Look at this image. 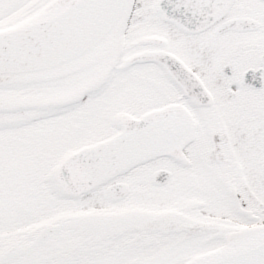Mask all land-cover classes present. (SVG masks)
Segmentation results:
<instances>
[{
    "label": "snow or ice",
    "instance_id": "6c2138e0",
    "mask_svg": "<svg viewBox=\"0 0 264 264\" xmlns=\"http://www.w3.org/2000/svg\"><path fill=\"white\" fill-rule=\"evenodd\" d=\"M0 264H264V0H0Z\"/></svg>",
    "mask_w": 264,
    "mask_h": 264
}]
</instances>
